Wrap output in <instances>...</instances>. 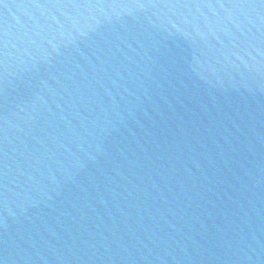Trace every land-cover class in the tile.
Returning a JSON list of instances; mask_svg holds the SVG:
<instances>
[{"label": "water", "instance_id": "water-1", "mask_svg": "<svg viewBox=\"0 0 264 264\" xmlns=\"http://www.w3.org/2000/svg\"><path fill=\"white\" fill-rule=\"evenodd\" d=\"M0 264H264V0H0Z\"/></svg>", "mask_w": 264, "mask_h": 264}]
</instances>
